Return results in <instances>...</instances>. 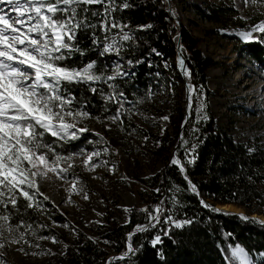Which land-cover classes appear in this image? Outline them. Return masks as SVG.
Returning a JSON list of instances; mask_svg holds the SVG:
<instances>
[{"label":"rangeland","instance_id":"obj_1","mask_svg":"<svg viewBox=\"0 0 264 264\" xmlns=\"http://www.w3.org/2000/svg\"><path fill=\"white\" fill-rule=\"evenodd\" d=\"M44 1L1 0L0 264H66L67 245L82 233L97 232L109 222H127L130 211L140 204L141 180L161 170L167 158L178 164L175 128L170 124L178 105L182 114L189 109V134L212 116L217 130L235 141L264 144V70L241 52L245 43L264 47V31L253 40L240 35L264 27V0H169L172 16L200 40L198 48L212 63L206 70V89L190 83L184 57L170 64L179 74L183 66L189 81L183 84L182 99L181 87L172 88L177 83L168 90L161 82L166 74L169 81L179 82L176 72L157 78L155 88L150 86L134 99L118 94L111 78L101 76L102 85L90 89L107 102H120L126 116L101 111L96 118L65 105L68 99L57 84L65 72L54 62L69 34L67 19L60 3L49 8ZM193 5L232 6L245 26L236 27L230 19L225 26L207 23ZM117 50L108 48L111 53ZM166 66L164 72L172 71ZM122 71V65H113L108 76L116 79ZM78 75L90 78L94 73L90 69V74ZM37 124L61 137L82 138L85 145L72 154L57 147L46 153L48 145L40 139L27 140ZM187 152L190 156L191 150ZM20 200L38 205L34 221L13 222L7 215V206ZM211 207L216 209L215 204ZM59 215L62 218L55 219ZM229 253L240 264L242 257L253 264L239 246L230 247Z\"/></svg>","mask_w":264,"mask_h":264},{"label":"trees","instance_id":"obj_2","mask_svg":"<svg viewBox=\"0 0 264 264\" xmlns=\"http://www.w3.org/2000/svg\"><path fill=\"white\" fill-rule=\"evenodd\" d=\"M44 3L50 7L60 3L71 36L63 55L55 56L57 67L80 73L90 66L94 73L92 85H102L98 80L101 76L111 78L109 83L115 91L127 99L144 95L150 86L156 87L154 80L176 72L179 82L169 81L170 74L161 82L163 88L177 83L172 88L181 87L178 97L182 99L184 80L178 68L170 65L178 63L176 38L180 27L189 80L195 89H206V70L212 63L198 48L200 40L178 26L163 0ZM192 8L207 23L224 25L230 19L236 27L245 26L232 6ZM115 47L116 52H108V48ZM241 48L264 70V47L259 42L245 43ZM118 64L123 67L120 77H109L113 65ZM166 64L172 71L164 72ZM77 77L62 75L59 80L58 88L68 99L64 103L69 111L90 118L101 111H120L126 116L120 102L103 100L90 89L91 84L77 81ZM185 116L178 105L170 118L176 136L173 145L177 146L182 168L167 158L161 170L141 180L140 204L130 211L128 221L109 222L97 232L82 233L67 245L66 264H239L229 253V248L235 246L242 247L255 264H264V223L211 207L218 202L235 204L247 213L264 215V144L235 141L227 132L217 130L212 116L198 123L193 135L189 134L192 119L184 125ZM33 135L50 150L57 147L65 154L85 145L82 138H67L69 134L59 137L44 128L33 130ZM46 152L50 153L49 148ZM37 208L20 200L6 209L13 222L29 223L34 221L32 213L38 214ZM128 248L130 254L119 257Z\"/></svg>","mask_w":264,"mask_h":264},{"label":"water","instance_id":"obj_3","mask_svg":"<svg viewBox=\"0 0 264 264\" xmlns=\"http://www.w3.org/2000/svg\"><path fill=\"white\" fill-rule=\"evenodd\" d=\"M164 3L167 6V9H168V12H169L170 16L176 21V23L179 26V22L176 20L175 17L172 16L171 6H170L169 0H165ZM177 36H178V42H177L178 58L180 59V61H183V59H182L183 58V52H182V41H181V28L180 27L178 29ZM183 71H184V67L182 66V68H181V76L185 80V75H184V72ZM188 113H189V110L187 109L186 110L185 120H184V123H183L184 125L187 123V121L189 119V114ZM215 206H216V210L218 212H221V213H224V214H237L235 212H238L239 214H242V215L246 216V218H254V219L260 220L261 222H264V220L261 219V217H263L264 215H262V214H256V213H252V214L251 213H247L243 207H240V206L235 205V204L219 203L218 202V203L215 204ZM228 207H234L235 208V211L234 210L233 211L232 210L230 211L228 209ZM242 215H240V216H242ZM129 254H130V249H127V252L124 253V254H121L120 257H123L124 258L127 255H129Z\"/></svg>","mask_w":264,"mask_h":264},{"label":"bare ground","instance_id":"obj_4","mask_svg":"<svg viewBox=\"0 0 264 264\" xmlns=\"http://www.w3.org/2000/svg\"><path fill=\"white\" fill-rule=\"evenodd\" d=\"M12 7V9H14V6L12 5L11 6ZM15 12V11H14ZM3 16H4V10H3V8H2V6H1V0H0V20H2V18H3ZM264 31V27H261V28H258V29H256V30H250V31H248V32H242L240 35H241V37L244 39V40H253V39H258L259 38V36L261 35V33ZM185 65V64H184ZM189 78V77H188ZM185 82H186V84L190 81H188V79L185 77ZM191 83V82H190ZM188 106H189V104H188ZM254 143V142H253ZM228 209L229 210H235V208L234 207H228ZM263 220H264V218H262ZM241 260L243 261L242 263H244V264H249V262H248V259L246 258V257H242L241 258Z\"/></svg>","mask_w":264,"mask_h":264}]
</instances>
